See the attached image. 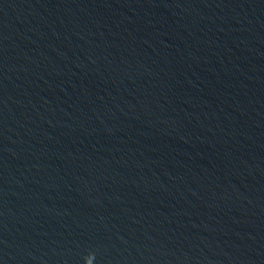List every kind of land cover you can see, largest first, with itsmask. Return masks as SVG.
Masks as SVG:
<instances>
[{
  "label": "water",
  "instance_id": "obj_1",
  "mask_svg": "<svg viewBox=\"0 0 264 264\" xmlns=\"http://www.w3.org/2000/svg\"><path fill=\"white\" fill-rule=\"evenodd\" d=\"M0 264H264V0H0Z\"/></svg>",
  "mask_w": 264,
  "mask_h": 264
}]
</instances>
